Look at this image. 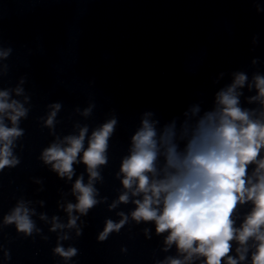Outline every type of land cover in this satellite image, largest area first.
Returning <instances> with one entry per match:
<instances>
[{
    "label": "clouds",
    "instance_id": "obj_1",
    "mask_svg": "<svg viewBox=\"0 0 264 264\" xmlns=\"http://www.w3.org/2000/svg\"><path fill=\"white\" fill-rule=\"evenodd\" d=\"M10 51H0V58H7ZM233 76L229 86L215 93L211 109L202 111L199 104L192 106L193 115L202 114L190 126L185 124L181 142L176 139L175 122L158 131L159 121L150 122L147 118L140 121V127L130 137L129 154L122 158L117 174H122L125 191L110 207L127 204L129 192L132 197H142L132 201L136 207L131 218L137 224L154 222L157 235L168 233L164 250L174 244L182 256V259L168 257L161 264H190L195 258H203L202 264H242L248 259L250 240L255 248L250 264H264V155H261L264 151V75L255 73L252 83L248 84L250 90L255 88L256 94L247 97V103L259 102V110L241 104L243 92L237 89L245 87L247 74L237 71ZM23 82L21 79L20 83ZM13 91L17 96L24 92L19 86L0 90V171L20 163L13 155L14 141L25 135L19 123L21 118H27L29 111L23 103L11 98ZM28 99L26 96L25 101ZM50 107L52 111L44 123L54 129L61 104ZM91 112L90 106L83 115ZM150 115L151 112L144 113L145 117ZM117 124V118L113 117L94 129L87 139V147L89 128L85 125L80 127L78 135L65 136L62 142L52 143L42 152L43 162L50 164L61 178L71 180L76 163L86 166L89 181L84 184L82 175L75 180L72 191L77 203H69L65 209L69 215L68 228L76 226L78 217L72 215L74 211L87 215L98 203L93 181L100 178L98 167L108 163L109 141ZM161 159L163 164L158 168ZM250 165H255L251 175ZM249 202L251 210L236 227L233 217L238 206ZM119 215L122 218L118 223L106 220L99 241L106 240L112 232H119L127 223L128 216L122 212ZM41 219L46 217L41 215ZM57 221L53 217L51 231L65 227ZM3 223L14 224L17 232L26 235H31L35 228L24 202L5 215ZM233 241L238 245L235 257L231 255ZM54 252L65 260L77 255L75 247L65 250L59 244Z\"/></svg>",
    "mask_w": 264,
    "mask_h": 264
}]
</instances>
